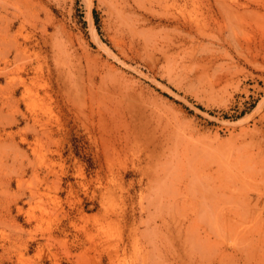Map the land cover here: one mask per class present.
<instances>
[{"label":"rangeland","instance_id":"1","mask_svg":"<svg viewBox=\"0 0 264 264\" xmlns=\"http://www.w3.org/2000/svg\"><path fill=\"white\" fill-rule=\"evenodd\" d=\"M181 6L0 0V264H181L142 246L182 195L202 264H264V17L186 31Z\"/></svg>","mask_w":264,"mask_h":264},{"label":"bare ground","instance_id":"2","mask_svg":"<svg viewBox=\"0 0 264 264\" xmlns=\"http://www.w3.org/2000/svg\"><path fill=\"white\" fill-rule=\"evenodd\" d=\"M173 1H177V0H173ZM181 1H182V6H181L182 9L181 10H183V13L186 15H182L183 18L181 20L180 19L177 20V27H181L186 31H190L192 29H198L199 30V29H205V28H209V27L212 28L213 27V28H218L221 31H223L224 29L229 30L233 35H235V33H237L236 29L240 28L243 23L247 22V20H249V22H253V21L256 22L257 20H260L264 17V11H263L264 10V0H243V1H241V0H181ZM244 25L242 26V28H244L247 24L245 26ZM133 141L136 143L135 139ZM174 148H176V147H174ZM174 148L172 151L169 150L170 153L174 152ZM148 155H149V153L146 154V157ZM173 155H175V154L173 153ZM170 156L172 157V155H170ZM190 157H191V155H190ZM183 158H184V156H183ZM189 162H190V160H188V163ZM193 169H190V167H189V172H185V174L191 173L192 170H193V172H195V169H196V171L198 170V168H196V167H194ZM200 170H201L200 172H204V169H200ZM192 174L194 175V173H192ZM197 174L198 173H195V175H197ZM201 174L202 175L204 174V177H205L206 173H201ZM193 175H191L192 177L190 176V179H192V181H193V178H195ZM187 178L189 179L188 175H187ZM200 179H202V178H200ZM208 179H210V178H208ZM150 180H154V177L152 176V178H150ZM202 181H205V180L203 179ZM197 182H198V179H197L196 183ZM191 184H193V183L191 182ZM202 184H204L206 186V182H201L199 185H202ZM158 186H160V185L157 183L156 187H158ZM202 189L206 190V188H202ZM193 191H195V190H193ZM190 194L192 195V192ZM30 195L32 196L33 193H30ZM201 195H202V197L205 196V194L203 196V193ZM171 197H173V195ZM202 197H201V200L205 201L206 198L203 199ZM187 198H188L187 195H182L180 200H176L175 198H171V202L176 203V205H178L177 206L178 210L173 211L172 205H171V207L169 209L170 213L168 212L167 215L160 214V216L157 217L158 219L160 218V224L159 223L156 224L157 218L150 217V215L147 216L145 221L144 220L141 221V219H140L141 222L144 221V222L148 223L149 225L154 224L153 227L151 226L153 228L151 230H153V233H156L158 235L157 239H155V237L152 235L154 240H152L150 242V239H148L147 243L142 246V251H145L148 253V250H150L153 252L154 251L158 252L159 254H162V251L164 249L167 251H175V252L178 251V257L181 261V264L183 262L185 264H194V258H196V257L198 258V261L200 262V264H202V261L203 262L205 261L204 258L208 255L207 253H206L207 254L206 255L205 252L209 246L208 242H210L209 233H207L206 229L199 231L198 229L194 228V225L198 224V223L196 222L195 218H191V215H190L191 211L188 212L185 209L184 204H183L187 201ZM161 199H160V201H161ZM210 199H212V198H210ZM202 201H199V203ZM179 203L183 204L182 207H180ZM207 204L211 205V203H207ZM207 204L205 203V206H203L202 208L204 209L205 207H207ZM199 209H200L199 211L201 212V215L197 216V217H202L199 219L201 221L203 220L204 222H207L208 219H210V218L208 216L205 217L207 215L206 213H203V215L204 214H206V215L202 216V210L203 209H201V208H199ZM71 210H72V208H71ZM205 211L207 212L208 210L205 209ZM208 213H209V211H208ZM215 214H216V212H215ZM211 215H213V214H211ZM215 217H216V215H215ZM209 221L207 223H209L208 225L211 226L212 221L211 222H209ZM216 221H218L217 218H216ZM216 221L214 220V222H216ZM217 225L219 226V224H217ZM212 226H213V224H212ZM212 228H210V229H212ZM141 231L144 232V230H141ZM141 231L139 233H142ZM181 231L184 233V238L181 237L182 236L181 234L179 235L178 238H177V236H175V237L173 236L174 232H176L178 234ZM216 231H218V229H216ZM199 232H202V234H200ZM220 232L218 231L217 235L220 236L221 235ZM137 234H138V226L134 225L133 228L131 227V231L128 234V238L130 239L129 241H131V248L133 250L139 249V247L137 246V244L139 243L138 237L135 236ZM148 238H150V237H148ZM150 244H151V248L148 247V245L150 246ZM180 256L184 257V258L182 259V258H180ZM206 261H208V260H206Z\"/></svg>","mask_w":264,"mask_h":264}]
</instances>
